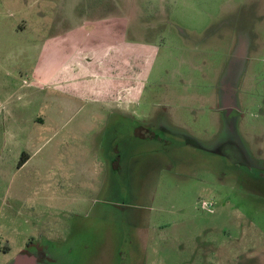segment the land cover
I'll use <instances>...</instances> for the list:
<instances>
[{"label":"rangeland","instance_id":"obj_1","mask_svg":"<svg viewBox=\"0 0 264 264\" xmlns=\"http://www.w3.org/2000/svg\"><path fill=\"white\" fill-rule=\"evenodd\" d=\"M58 34L156 46L137 112L16 91ZM0 89L45 117L0 164V264H264V0H0Z\"/></svg>","mask_w":264,"mask_h":264},{"label":"crops","instance_id":"obj_2","mask_svg":"<svg viewBox=\"0 0 264 264\" xmlns=\"http://www.w3.org/2000/svg\"><path fill=\"white\" fill-rule=\"evenodd\" d=\"M59 36L42 40L32 83L23 81L16 91L31 86L38 95L53 91L101 107L133 108L137 112L156 60V46L141 41L116 39L83 47L77 43L67 45L57 39ZM11 94L0 89V138L7 139L1 147L0 164L6 160L4 157L7 154L17 156L21 152L22 140L28 141L27 125L45 122L43 115L33 116L23 112L20 116H12L9 107L5 106L12 98ZM59 103L57 106L60 107ZM17 140L19 145L16 144ZM4 148H7L6 151Z\"/></svg>","mask_w":264,"mask_h":264},{"label":"flooded vegetation","instance_id":"obj_3","mask_svg":"<svg viewBox=\"0 0 264 264\" xmlns=\"http://www.w3.org/2000/svg\"><path fill=\"white\" fill-rule=\"evenodd\" d=\"M233 74L234 76L237 74V67L233 68ZM223 105L225 106V108H230L232 106V111L234 112V114H232V112H229L230 115H232L231 117H234L236 115V97H235V92L231 86V84H229L228 86V91H224L223 93ZM235 108V109H234ZM237 116V115H236ZM157 137V135H156ZM191 139H194V141H197L196 138L192 137ZM38 258H36L35 256H32L28 253H21L11 264H36Z\"/></svg>","mask_w":264,"mask_h":264},{"label":"trees","instance_id":"obj_4","mask_svg":"<svg viewBox=\"0 0 264 264\" xmlns=\"http://www.w3.org/2000/svg\"><path fill=\"white\" fill-rule=\"evenodd\" d=\"M28 159V157H25L24 154L22 155L21 157V160H20V165H22L23 163H25V161Z\"/></svg>","mask_w":264,"mask_h":264}]
</instances>
